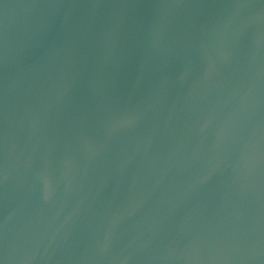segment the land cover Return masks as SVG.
<instances>
[{
	"label": "water",
	"instance_id": "95a60500",
	"mask_svg": "<svg viewBox=\"0 0 264 264\" xmlns=\"http://www.w3.org/2000/svg\"><path fill=\"white\" fill-rule=\"evenodd\" d=\"M0 264H264V0H0Z\"/></svg>",
	"mask_w": 264,
	"mask_h": 264
}]
</instances>
